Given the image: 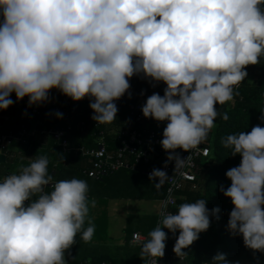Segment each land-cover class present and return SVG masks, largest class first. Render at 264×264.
<instances>
[{
	"label": "clouds",
	"instance_id": "9594fccd",
	"mask_svg": "<svg viewBox=\"0 0 264 264\" xmlns=\"http://www.w3.org/2000/svg\"><path fill=\"white\" fill-rule=\"evenodd\" d=\"M262 57L264 0H0V109L13 105L12 93L17 101L27 96L32 106L47 102L55 88L73 101L88 97L91 118L110 124L117 117L115 101L126 93L131 98V77L163 82L164 94L148 96L141 110L146 118L167 121L160 140L168 153L165 167L174 160L181 168L190 155L181 158L176 150L197 149L218 115L228 119L216 104L234 99L247 66ZM258 119L264 122V110ZM221 142L233 157L241 156L225 173L230 186H220L234 205L227 228L242 236L246 248L264 253V127ZM48 164L43 155L19 174L0 178V264H67L77 234L85 243L94 235L87 182L54 181ZM167 177L160 169L149 174L156 188ZM206 204L198 199L181 203L174 214L161 211L147 239L134 235L144 264L164 257L163 229L179 232L173 252L185 257L210 227V216L219 219L220 209ZM211 262L239 264L223 252Z\"/></svg>",
	"mask_w": 264,
	"mask_h": 264
},
{
	"label": "trees",
	"instance_id": "16d2710c",
	"mask_svg": "<svg viewBox=\"0 0 264 264\" xmlns=\"http://www.w3.org/2000/svg\"><path fill=\"white\" fill-rule=\"evenodd\" d=\"M248 76L235 89L234 99L224 105L216 104L217 111L220 114L227 112L228 119L224 120L222 115H218L215 122L216 128L210 130L207 140L211 147V154L208 158L202 160L199 169V175L196 181V186L188 185L185 190L181 192L178 199V206L184 202H195L198 199L207 201L206 207L211 210L218 207L220 212L217 214L219 219L215 216H210V227L199 234V239L194 241L189 248L184 251L187 255L183 259L179 257H170L175 254L173 246L176 236L169 230L168 239L166 241L165 255L169 257L171 264H212L211 259L217 252L226 254V258L231 261H239V264H264V253L246 248L243 244L242 236H233L227 228L229 213L234 207L229 197H225L220 191V186L223 185L225 189L230 186L231 181L226 177L225 173L228 169L238 166L241 161V156L237 154L235 157L231 155V150L225 148L222 144V139L227 135L239 133L241 131H250L252 126L259 124L264 127V122L258 119L261 115V110H264V57L261 58L260 63L256 65H249L246 68ZM11 99L14 101L13 105L7 109H0V122L3 126L0 127V133L12 130L14 135H19L23 128L37 129L43 127L40 124H33L29 121L31 118H36L33 112L35 105H28V97L17 101L15 93L11 94ZM49 99H57L60 104V113L62 118H58L56 113L50 108L43 111L42 118L46 121V126H63L67 120L70 123L84 120L85 129L82 135L77 133L73 137L76 145H92L93 136L100 128L113 125H132L140 127L139 123H135L130 116L128 104L132 101L131 98L127 103L118 108L116 119L110 124H101L98 128L95 126V121L91 118L93 110L90 108V99L85 97L80 101H74L72 106H67L64 103L63 94L57 89H51L49 92ZM7 117L5 120L4 117ZM77 131V130H74ZM29 139V140H28ZM24 142H15L14 146H19L20 153L13 155L9 150L5 161L0 162V177L19 172L23 167L28 166L33 160L40 156L47 155L49 159L48 173L53 176V179L67 180L69 172H80L79 167L82 164H87L84 158L73 159L70 158L68 164L61 162V149L53 136H47L44 139H39L37 136H31ZM110 143L114 146V142L109 138ZM93 146V145H92ZM176 152L182 155L186 152L182 149H177ZM164 161L168 159V153L160 154ZM175 166V161H168ZM57 163V165H55ZM126 170V169H123ZM129 171V170H127ZM118 172V171H117ZM133 173H141L130 171ZM116 173V172H114ZM114 173H110L103 179L98 181H107ZM143 174V173H141ZM146 176L145 174H143ZM147 177V176H146ZM92 178V177H91ZM164 184V183H163ZM165 188V184H164ZM165 194V192H164ZM162 194L163 196H165ZM178 211V207L176 208ZM159 213H157V218ZM93 260H107L108 257H93ZM85 260V259H83ZM82 261V260H81ZM81 261H69L70 264H79Z\"/></svg>",
	"mask_w": 264,
	"mask_h": 264
},
{
	"label": "built area",
	"instance_id": "2783aa9c",
	"mask_svg": "<svg viewBox=\"0 0 264 264\" xmlns=\"http://www.w3.org/2000/svg\"><path fill=\"white\" fill-rule=\"evenodd\" d=\"M129 82L131 87L128 92L131 93L132 101L128 104V110L135 123L140 124L139 128L132 125L107 126L106 129L100 128L95 136H93V146L87 144L76 145L73 141V137L76 132L80 133L79 135L85 132L84 120L74 123H70L69 120H67L63 126L52 125L47 127L45 124L46 121L42 118L43 111L50 108L53 112L57 113L60 112L61 109L57 99H49L47 102L35 105L33 107V112L36 114V118L29 119L33 124H40L43 126L40 128V131L35 128L28 129L25 127L21 129L18 136L14 135L12 130L9 129L0 133V155L6 154L7 158V154L9 150H12L15 142L26 143V140L31 136H37L41 140L47 136H53L61 149V155L63 156V158L61 157V162L68 164L70 158H84L87 164H82V166L79 167L80 172L98 180L103 179L110 173L123 169L141 172L147 177H149L153 169H160L165 171L168 177L164 181L165 196L161 200L158 212L159 221L161 219V211L173 214L176 213L181 192L185 190L188 185L191 187L196 186L201 162L211 154L209 141L206 139L197 149L192 150L190 153L185 152L181 158H186L190 155V159L185 161V164L181 168L175 169V166L169 162L167 163V167H165V161L160 156V154L165 153V150L161 147L160 140L163 138L162 133L164 127H166L167 121L160 122L152 118H146L141 108L146 102L147 97L154 92L163 95L166 84L163 82L150 83L148 79L136 75L131 77ZM154 83L155 86H153ZM142 92L143 95L141 94ZM63 96L64 103L67 106H72L74 104V101L70 97L64 94ZM129 99V95L126 93L119 100H116L115 103L117 107L120 108L126 104ZM4 118L7 120L6 116ZM95 123L96 127L99 128L101 126V124H97L96 121ZM2 126L3 122H0V127ZM109 138L114 142V146L110 143ZM1 161L0 159V162ZM55 165H57V163ZM19 173L20 171L15 174ZM51 190L52 188L50 186L45 188L47 192ZM87 196L89 199L90 195L88 193ZM134 235L141 241L146 239L141 232H134L132 242ZM170 257L177 258L178 256L172 254ZM67 264H70L68 260ZM79 264H110V262L104 259H85ZM157 264L171 263L169 262V257L164 256L158 258Z\"/></svg>",
	"mask_w": 264,
	"mask_h": 264
},
{
	"label": "rangeland",
	"instance_id": "374dc122",
	"mask_svg": "<svg viewBox=\"0 0 264 264\" xmlns=\"http://www.w3.org/2000/svg\"><path fill=\"white\" fill-rule=\"evenodd\" d=\"M216 125L215 122L211 130H214ZM11 153H20L19 146L12 147ZM121 173L141 180L140 187L130 190L123 187L119 180L120 175L107 182L95 180L83 172L68 173L67 180L77 178L87 182L90 195L88 218L95 225V232L89 243H85L80 234H77L76 243L71 248L76 257L84 256L90 259L101 253H108L115 258L117 264L144 263L139 256L140 245L130 240L134 232L141 231L148 238L147 234L159 223L157 213L162 196L159 188L155 189V194L152 189L147 188V179L143 174L127 170H121L119 174ZM93 200L95 207L91 204ZM87 226L86 219L85 227ZM136 229L141 231H135ZM163 230L166 232V229Z\"/></svg>",
	"mask_w": 264,
	"mask_h": 264
},
{
	"label": "crops",
	"instance_id": "0c3cea01",
	"mask_svg": "<svg viewBox=\"0 0 264 264\" xmlns=\"http://www.w3.org/2000/svg\"><path fill=\"white\" fill-rule=\"evenodd\" d=\"M13 100H14V99H13ZM120 171H121V170H120ZM120 171H119V172H120ZM119 172L114 173L113 176H111V177L109 178V180L112 179L113 177H115L116 175H120V176H119V180L122 182V186H123V187L128 188L129 190H130L131 188H135V189H137V188L140 187V185H141V180H139V179H135V178H132V177H130L128 174H125V173H121V174H119ZM129 172H130V171H129ZM128 177H129V178H128ZM145 177H146V176H145ZM146 179H147V188H148V189H152V190L154 191V194H155V189H157L156 187H154V186H155V182L150 181V180H149V177H146ZM109 180H107V182H108ZM156 182H158V180H156ZM159 189H160V194H161V196H162V198H163L164 196H163L162 194H164V192H165L164 184H162V185L159 187ZM88 194H89V193H88ZM164 195H165V194H164ZM160 200H162V199H160ZM159 209H160V208H159ZM135 231H141V230L136 229ZM141 232H142V234L145 236V234L143 233V231H141ZM133 234H134V233H133ZM145 237H146V236H145ZM146 239H147V237H146ZM130 242H132V238H131ZM132 243H133V242H132ZM101 256H104V257L106 256V257H108V258L110 259V261H111V264H117L115 258H113V256L110 255V254H108V253H101L100 255H97V256H94V257H101ZM65 258H66V260H69V261H71V260H73V261H81V260H83V259H89V258L84 257V256L76 257L72 249H70V255H69L68 253L65 254ZM92 258H93V257H92ZM90 259H91V258H90ZM143 264H144V263H143Z\"/></svg>",
	"mask_w": 264,
	"mask_h": 264
},
{
	"label": "water",
	"instance_id": "95a60500",
	"mask_svg": "<svg viewBox=\"0 0 264 264\" xmlns=\"http://www.w3.org/2000/svg\"><path fill=\"white\" fill-rule=\"evenodd\" d=\"M0 159H1L2 161H5V160H6V154H1V155H0Z\"/></svg>",
	"mask_w": 264,
	"mask_h": 264
}]
</instances>
